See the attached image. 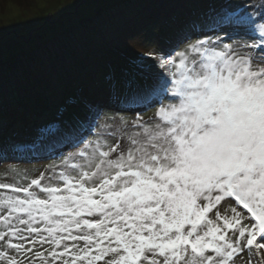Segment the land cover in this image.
<instances>
[{
  "label": "snow or ice",
  "instance_id": "1",
  "mask_svg": "<svg viewBox=\"0 0 264 264\" xmlns=\"http://www.w3.org/2000/svg\"><path fill=\"white\" fill-rule=\"evenodd\" d=\"M245 8L225 35L148 54L153 117L0 182V264H264V11Z\"/></svg>",
  "mask_w": 264,
  "mask_h": 264
},
{
  "label": "rangeland",
  "instance_id": "2",
  "mask_svg": "<svg viewBox=\"0 0 264 264\" xmlns=\"http://www.w3.org/2000/svg\"><path fill=\"white\" fill-rule=\"evenodd\" d=\"M30 3L0 6V182L24 183L53 167L59 173L66 157L102 138L113 117H153L158 105H145L156 98L144 94L157 74L149 53L225 35L230 29L219 32L220 21L241 6L256 17L264 11V0ZM56 121L59 131L49 127ZM66 146L72 149L52 159Z\"/></svg>",
  "mask_w": 264,
  "mask_h": 264
},
{
  "label": "trees",
  "instance_id": "3",
  "mask_svg": "<svg viewBox=\"0 0 264 264\" xmlns=\"http://www.w3.org/2000/svg\"><path fill=\"white\" fill-rule=\"evenodd\" d=\"M10 1H14L19 7L29 8L31 6L30 0H0V6L9 3Z\"/></svg>",
  "mask_w": 264,
  "mask_h": 264
},
{
  "label": "bare ground",
  "instance_id": "4",
  "mask_svg": "<svg viewBox=\"0 0 264 264\" xmlns=\"http://www.w3.org/2000/svg\"><path fill=\"white\" fill-rule=\"evenodd\" d=\"M67 147V146H66Z\"/></svg>",
  "mask_w": 264,
  "mask_h": 264
}]
</instances>
